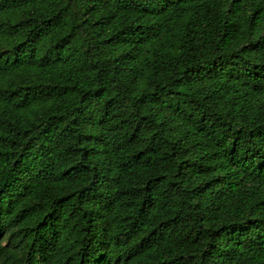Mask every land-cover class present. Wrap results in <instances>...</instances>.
<instances>
[{"label":"trees","instance_id":"trees-1","mask_svg":"<svg viewBox=\"0 0 264 264\" xmlns=\"http://www.w3.org/2000/svg\"><path fill=\"white\" fill-rule=\"evenodd\" d=\"M0 264H264V0H0Z\"/></svg>","mask_w":264,"mask_h":264}]
</instances>
